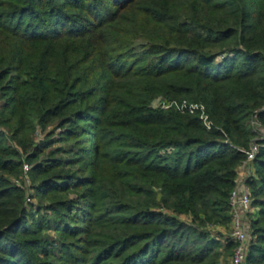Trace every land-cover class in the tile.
I'll list each match as a JSON object with an SVG mask.
<instances>
[{"label": "trees", "instance_id": "obj_1", "mask_svg": "<svg viewBox=\"0 0 264 264\" xmlns=\"http://www.w3.org/2000/svg\"><path fill=\"white\" fill-rule=\"evenodd\" d=\"M254 120L264 264V0H0V264H230Z\"/></svg>", "mask_w": 264, "mask_h": 264}, {"label": "built area", "instance_id": "obj_2", "mask_svg": "<svg viewBox=\"0 0 264 264\" xmlns=\"http://www.w3.org/2000/svg\"><path fill=\"white\" fill-rule=\"evenodd\" d=\"M174 105L178 109H188L190 112L199 111V116L207 127H210L211 122L204 111L201 104L188 101H171L168 106ZM253 126L261 128L258 121L252 122ZM258 136L250 143L249 148L245 151V159L238 168V175L235 184L230 192L229 206H230V223L228 225L229 236L234 241L235 245L230 256V264H246V256L254 239L253 231L250 227L251 217L254 214L255 208L252 205V195L249 186L246 183V178L254 173L253 161L259 150L258 140L262 133V128L256 130ZM29 165L23 164L24 183L29 187L30 180L27 176ZM28 193V192H27ZM30 196L27 194V203L31 202ZM219 228V227H218Z\"/></svg>", "mask_w": 264, "mask_h": 264}, {"label": "rangeland", "instance_id": "obj_3", "mask_svg": "<svg viewBox=\"0 0 264 264\" xmlns=\"http://www.w3.org/2000/svg\"><path fill=\"white\" fill-rule=\"evenodd\" d=\"M253 129L256 131V130H260L261 128L253 126ZM39 137H40V135H39ZM29 180H30V178H29ZM217 232H219L220 234L221 233L222 234H226L227 232L229 233V229L228 228H224V229L219 228V230H217ZM221 263L223 264L224 260H222ZM227 264H229V260L228 259H227Z\"/></svg>", "mask_w": 264, "mask_h": 264}]
</instances>
